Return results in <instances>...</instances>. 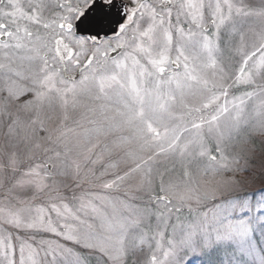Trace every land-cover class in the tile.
<instances>
[{"label": "snow or ice", "instance_id": "obj_1", "mask_svg": "<svg viewBox=\"0 0 264 264\" xmlns=\"http://www.w3.org/2000/svg\"><path fill=\"white\" fill-rule=\"evenodd\" d=\"M261 137L264 0H0V264H264Z\"/></svg>", "mask_w": 264, "mask_h": 264}, {"label": "rangeland", "instance_id": "obj_2", "mask_svg": "<svg viewBox=\"0 0 264 264\" xmlns=\"http://www.w3.org/2000/svg\"><path fill=\"white\" fill-rule=\"evenodd\" d=\"M261 139H264V137H261ZM138 179V178H137ZM137 182L136 179H134L133 181H131V183L134 185ZM87 190V188H86ZM93 191H95V189H93ZM113 195H117V193H112Z\"/></svg>", "mask_w": 264, "mask_h": 264}]
</instances>
